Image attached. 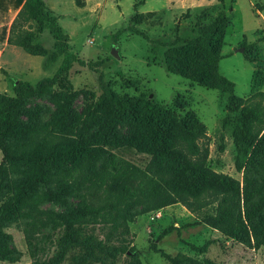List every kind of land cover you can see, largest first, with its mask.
I'll use <instances>...</instances> for the list:
<instances>
[{
  "label": "trees",
  "instance_id": "16d2710c",
  "mask_svg": "<svg viewBox=\"0 0 264 264\" xmlns=\"http://www.w3.org/2000/svg\"><path fill=\"white\" fill-rule=\"evenodd\" d=\"M142 4L144 0H138L134 9ZM32 22L39 25L40 32L49 28L56 49L34 41ZM229 23V16L220 11L210 23L197 28L196 36L170 44L163 62L168 73L227 95L222 124L233 126L235 168L240 172L264 155V90L240 97L235 94L234 82L220 73ZM257 33L264 46V28ZM7 43L45 57L47 66L60 55L62 60L52 76L35 84L19 80L12 96L0 94V261L12 258L11 237L5 231L9 222L28 220L29 238L36 224L51 223L62 229L52 256L38 258L33 252L32 264H60L70 250L79 251L71 264H91L100 256L113 257L126 248L85 233L83 225L126 223L138 214L176 202L194 213L197 223L239 242L247 237L257 246L264 245V160L259 162V199L249 205L251 194L246 189L251 183L247 178L242 189L238 179L209 167L208 147L202 143L206 126L193 110L180 113L142 94L117 93L100 81V94H92L79 115H71L76 91L69 70L73 62H85L68 50L67 34L47 13L44 0H24L10 25ZM252 46H245L244 56L259 61L250 54L248 47ZM56 88L64 99H54L56 113L48 122L39 120L38 105L30 120L21 118L30 98H56ZM123 122L134 126L129 137H120L115 131ZM95 126L100 128L92 132ZM123 146L149 154L147 165L141 168L111 151ZM70 198L79 201L63 210L42 209L46 203L67 205ZM39 243H34L35 248ZM163 256L171 264H181L174 257ZM188 264L215 263L191 259Z\"/></svg>",
  "mask_w": 264,
  "mask_h": 264
},
{
  "label": "rangeland",
  "instance_id": "374dc122",
  "mask_svg": "<svg viewBox=\"0 0 264 264\" xmlns=\"http://www.w3.org/2000/svg\"><path fill=\"white\" fill-rule=\"evenodd\" d=\"M22 1L0 0V94L8 96L13 95V86L19 80L35 84L43 77L52 76L62 60L60 55L47 66L45 57L28 54L7 43L10 25ZM137 1L44 0L47 13L56 18L67 34L68 50L85 62V65L73 62L69 70L68 77L76 91L71 115H79L91 95L100 94V81L108 83L117 93L142 94L180 113L193 110L206 126L202 143L208 147L209 167L238 179L241 188L247 178L251 184L246 193L251 194L249 205H253L261 192L259 162L264 160V155L242 171L236 170L233 126L230 122L226 126L222 124L227 95L168 73L163 53L170 44H181L196 36L200 25L210 23L224 11L230 23L221 48L220 73L234 82L235 94L240 97L247 98L264 90V46L257 33L264 28V0H144L135 10ZM135 13L137 17L133 18ZM32 30L35 42L47 49H56V39L49 28L40 32L39 25L32 22ZM250 43H253L248 47L250 54L259 61L245 58L243 52ZM112 49L118 56L111 53ZM54 91L56 98L52 95L30 98L21 118L30 120L38 105L41 107L39 120L48 122L56 113L54 99H64L60 89ZM99 128L95 126L92 132ZM115 131L120 137H129L134 126L123 122ZM111 151L141 168L150 160L149 154L135 148L123 146ZM78 201L70 198L67 205L46 203L42 209L63 210ZM139 208L137 206L136 211ZM27 221L18 219L5 227L13 252L11 259L0 264H32L33 252L38 258H47L56 251V240L62 229L51 223L36 224L29 238ZM82 228L111 246L126 248L113 257L100 256L91 264H171L163 253L181 264H188L191 259L210 260L215 264H264V245L257 246L247 237L239 242L206 224L197 223L194 213L180 202L138 214L126 223L118 221L114 225H83ZM38 241L39 247L35 248L34 243ZM78 253V250H70L60 264H71Z\"/></svg>",
  "mask_w": 264,
  "mask_h": 264
},
{
  "label": "water",
  "instance_id": "95a60500",
  "mask_svg": "<svg viewBox=\"0 0 264 264\" xmlns=\"http://www.w3.org/2000/svg\"><path fill=\"white\" fill-rule=\"evenodd\" d=\"M111 53H112L113 55H115V56H118V54H117V52H116L115 49H112Z\"/></svg>",
  "mask_w": 264,
  "mask_h": 264
},
{
  "label": "crops",
  "instance_id": "0c3cea01",
  "mask_svg": "<svg viewBox=\"0 0 264 264\" xmlns=\"http://www.w3.org/2000/svg\"><path fill=\"white\" fill-rule=\"evenodd\" d=\"M23 2V1H22Z\"/></svg>",
  "mask_w": 264,
  "mask_h": 264
}]
</instances>
